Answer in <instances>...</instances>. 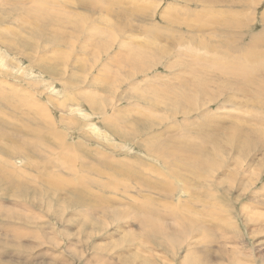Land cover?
<instances>
[{"label": "rangeland", "instance_id": "1", "mask_svg": "<svg viewBox=\"0 0 264 264\" xmlns=\"http://www.w3.org/2000/svg\"><path fill=\"white\" fill-rule=\"evenodd\" d=\"M17 1L22 11L0 0V176L14 185L0 179V264H239L226 256L241 247L264 264V100L207 104L193 90L204 75L185 67L195 37L220 63L204 78L210 95L221 77L256 69L264 0H48L46 17ZM229 48L252 62L222 57ZM18 141L30 143L27 159L8 154ZM200 148L212 168L195 165ZM160 149L167 166L148 154ZM188 166L202 175L185 188L169 174Z\"/></svg>", "mask_w": 264, "mask_h": 264}, {"label": "bare ground", "instance_id": "2", "mask_svg": "<svg viewBox=\"0 0 264 264\" xmlns=\"http://www.w3.org/2000/svg\"><path fill=\"white\" fill-rule=\"evenodd\" d=\"M31 1V0H30ZM26 2V1H25ZM3 3H5V2H3ZM26 4V3H25ZM25 4H23V3H20V1H17V0H14V2H13V4H11V3H8L7 5H9V7H12V8H15L16 9V7H18V9L20 10V11H22V6H24ZM27 4H29V3H27ZM33 4L34 5H36L38 8H34L35 9V11H36V13L35 14H39V13H41L42 12V14H41V16L43 15V16H48V15H46L45 13H47L48 11H43L44 9H45V6H47V7H49V4H48V0H34L33 1ZM51 7V6H50ZM49 7V8H50ZM54 8V7H53ZM2 10V9H1ZM9 10V9H8ZM11 12V11H10ZM18 13H19V11H17ZM7 13V12H6ZM11 13H15V10H14V12H11ZM56 13V12H55ZM4 14V13H3ZM10 14V13H9ZM5 15V14H4ZM40 16V17H41ZM262 19H264V12L262 13ZM0 17H2V16H0ZM5 17H3V19H4ZM12 19V18H11ZM38 19H40L39 18V16H37V19H34V26H36V25H38L39 24V22H38ZM42 20H43V25H46L47 26V28H51V26L54 24V20H48V21H46L45 20V18L43 17V18H41ZM1 20V19H0ZM14 20V19H13ZM17 20V19H16ZM58 20H60V19H58ZM7 21H8V19H7ZM28 21V20H27ZM30 22V21H29ZM28 22V23H29ZM60 21H58V23H59ZM66 22V21H65ZM86 22V21H85ZM31 23V22H30ZM82 23V22H81ZM59 24H61V23H59ZM77 24V23H76ZM79 24V23H78ZM30 26V25H29ZM40 26V25H39ZM55 26V25H54ZM62 26H64V25H62ZM69 26V25H68ZM71 26V25H70ZM77 26L78 25H75V27L74 28H77ZM84 26H85V23L83 24V26H81L80 28H77V33H78V35H80L81 33H82V31H83V28H84ZM41 27V26H40ZM72 27V26H71ZM34 28V27H33ZM62 28V27H61ZM109 28V27H108ZM31 29H32V26H31ZM73 29V28H72ZM206 29L207 28H196L195 30H194V32L193 33H198V34H200L201 36H204V35H206V34H204V31H206ZM36 30H38V28L36 27V29L34 30V31H36ZM74 30V29H73ZM108 30V29H107ZM109 30H111V29H109ZM123 30V29H122ZM29 31V30H28ZM31 31H33V30H30V32ZM37 33V32H36ZM38 33H39V31H38ZM37 33V34H38ZM72 33H74L73 31H72ZM76 33V34H77ZM31 34H33L32 32H31ZM99 34V33H98ZM40 35L44 38L45 36L42 34V33H40ZM105 35H107V34H105ZM112 35V34H111ZM111 35H109L108 34V36H111ZM16 36V35H15ZM33 36H34V34H33ZM37 36V35H36ZM99 37H100V34L98 35ZM102 36V35H101ZM259 36V35H258ZM17 37V36H16ZM29 37V36H28ZM257 37V36H256ZM24 38H26V37H24ZM30 38V37H29ZM46 38V37H45ZM54 38H56V44H59L60 42H61V38L60 37H54ZM103 38V37H102ZM22 38H20V40H21ZM32 40H33V42H34V38H31ZM104 39V38H103ZM108 39H110V38H108ZM192 39V41H191V43L193 44V49H192V44H191V47H190V49H188V50H190V56H189V58H191V61L189 62V63H185V67H186V69L187 68H189V69H192L193 71H191V72H194L195 74H200V75H204V76H201L202 78L200 79V76L198 77V75H197V77H198V79H196V86H195V88L193 89L194 90V92L196 93V96H209V99H208V102H207V104H212V103H215V102H217V107H219V108H221V107H225V106H232V107H237V106H239L240 105V103H237L236 101H235V99L238 97V96H242L243 98L244 97H247L250 101H251V103H254V101H256V103H257V100L258 101H260V100H264V61L262 60V59H259V58H263L264 59V56L263 55H260V54H257L256 53V69H254V70H252L251 72L250 71H246V69L245 70H241L240 72H239V77H240V80L241 81H238V80H235V79H233V78H230V77H228L227 75L226 76H223V77H221L220 78V82H221V84H219V83H217V85H218V87H217V94L216 95H210V92H209V90H208V88H209V85H208V82L204 79V78H206L207 76H209V70H210V67H213V68H215L216 69V63H219V60L218 59H216V58H213L212 59V56H210L211 54H210V52H209V50H210V45H209V43L207 44L205 41L206 40H204L203 39V42L202 41H200V40H198V39H196L195 37H193V38H191ZM1 40V39H0ZM8 40V39H7ZM6 40V41H7ZM30 40V39H29ZM36 40V39H35ZM111 40H112V38H111ZM1 41H3V40H1ZM13 41V40H12ZM16 40H14V42H15ZM17 41H18V39H17ZM23 41H24V39H23ZM37 41V40H36ZM103 41V40H102ZM109 41V40H108ZM22 42V41H21ZM17 43V42H16ZM19 43V42H18ZM30 44V43H29ZM28 44V45H29ZM35 44V43H34ZM112 44V43H111ZM1 45V44H0ZM11 45V44H10ZM10 45H8V46H10ZM19 45V44H18ZM32 45H33V43H32ZM3 46V45H2ZM5 46V45H4ZM13 46V45H12ZM11 46V47H12ZM20 46V45H19ZM107 46V45H106ZM106 46H105V48H102L103 47V45H102V47H101V50H104V52L105 53H108V51L111 49V48H113V46H111V45H109L108 46V48H106ZM250 46H251V43L250 44H248L247 46H246V48H245V51L246 52H248V50H249V48H250ZM18 47V46H17ZM100 47V46H99ZM22 48V47H21ZM23 49V48H22ZM114 49V48H113ZM116 49V48H115ZM254 49V48H253ZM13 50V49H12ZM21 50V49H20ZM33 50V49H32ZM97 50H99V49H97ZM253 51L254 50H251V53H253ZM20 52H23V51H20ZM32 52H34V51H32ZM8 53V52H7ZM16 53V52H15ZM18 53V52H17ZM114 53V52H113ZM220 53L222 54V57H223V55H224V57H231V56H233L235 59H237L238 61H240V59H242L243 60V58L245 59V61H249V62H252V60H249V59H247L246 60V58H249L248 56H243V55H232V54H230V48H229V52L227 53V52H225V51H220ZM27 54V53H26ZM30 54V53H29ZM18 55H20L19 53H18ZM32 55H35V54H32ZM201 55V56H200ZM199 56H200V58H199ZM254 60V59H253ZM1 63L3 64V62L1 61ZM39 63V62H38ZM29 64V63H28ZM32 64V63H31ZM220 64V63H219ZM6 66V65H5ZM31 67V66H30ZM193 67V68H192ZM222 69H224L222 66H221V68H220V70H222ZM29 70V69H28ZM31 70H32V68H31ZM30 70V71H31ZM33 72V71H32ZM223 73H226V72H223ZM24 74V73H23ZM261 74H263L262 76H257V75H261ZM229 75H231V76H233V73H230ZM251 77V78H250ZM254 77V79L251 81L250 79H252ZM257 77V78H256ZM200 79V80H199ZM33 84V83H32ZM28 97H30V96H28ZM217 97H223V99L221 100V101H217L216 100V98ZM5 98H7V97H5ZM4 99V98H3ZM12 99V98H11ZM181 99H182V102H185L186 100H185V98H184V96L182 95L181 96ZM256 99V100H255ZM5 100V99H4ZM7 100H8V98H7ZM7 100L5 101L6 103H8L7 102ZM14 100V99H13ZM31 100V99H30ZM0 101H1V99H0ZM10 102V101H9ZM17 103V102H16ZM4 105H6L5 103H3ZM15 106V104L14 103H11V106ZM25 105H26V102H25ZM27 105H29V104H27ZM29 107H30V109L31 110H33V111H36V108H34V105H32V104H30L29 105ZM12 110H14V111H18V113H20L21 112V110L18 108V107H13V109ZM40 110H41V108H40ZM190 110L192 111V112H196V109L195 108H190ZM71 111H73V110H71ZM37 112V111H36ZM39 112V111H38ZM41 113H42V111H40ZM78 112V111H77ZM76 112V113H77ZM9 113V112H8ZM25 113H27V112H25ZM44 113V112H43ZM42 113V114H43ZM10 114H12L13 115V113H10ZM9 114V115H10ZM22 114H23V112H22ZM38 114V113H37ZM204 113H196L195 115H198V116H200V115H203ZM5 115H6V113H5ZM15 115V114H14ZM18 115V114H17ZM41 115V114H40ZM47 115V114H46ZM46 115H45V117H46ZM7 116V115H6ZM20 118L22 117L21 116V114H19L18 115ZM78 118H79V120L77 119V121L79 122L80 120H85L86 119V117L84 116V115H78L77 116ZM44 118V117H43ZM48 122H50L49 120H48ZM83 121H81V123H82ZM84 123V122H83ZM85 124V123H84ZM95 124V127H96V124H97V122H95L94 123ZM89 125V124H88ZM90 125H92V124H90ZM3 125H2V123L0 122V128L2 127ZM97 129V128H96ZM256 130L257 131H259L258 130V128H256ZM256 131V135H257V133H260V131L259 132H257ZM97 133H98V131H97ZM92 134V133H91ZM95 134H96V132H95ZM1 135H4V134H2L1 133ZM103 135V134H102ZM255 135V133H254V130L253 131H249L248 132V134H247V137H250V139L252 138V137H254V136H256ZM103 137H105V136H103ZM4 139V138H3ZM2 139V140H3ZM124 139H125V137H124ZM102 140V139H101ZM100 140V141H101ZM15 141V140H14ZM264 141V140H263ZM103 142V141H102ZM258 144H256V146H257ZM259 145H261V146H263L261 149H263L264 150V143H261V144H259ZM259 145H258V148L260 149V147H259ZM222 148V146H220V145H218V146H216V150H220ZM243 149H244V147H242ZM9 149H11V151H9L8 152V154H15L16 152L17 153H20V154H22L23 156H24V158L25 159H27V157L31 154V150H32V147L30 146V143H28V144H26V142H21V141H18V142H16L14 145H13V147H9ZM197 152H199V153H201L202 155H203V157L205 158V160L202 158V157H197V158H194L193 159V161H194V163H195V165L198 167V168H204V167H206V168H212V165H211V163L210 162H214V159L212 158V156H211V158L209 159V157H207V155H208V152H207V149L206 148H200V149H195ZM244 150H247V149H244ZM2 152H5V151H3V150H1ZM248 151V150H247ZM149 153L148 154H153V156H157V157H159L158 159H160L161 161H162V165L163 166H167V165H169L170 163H171V161H169L168 159H165V153H166V151H163V150H157V152H154V151H148ZM264 152V151H263ZM207 154V155H206ZM21 158V157H20ZM168 158L169 159H171L172 161H176V158L174 157V156H168ZM101 162H102V165L104 166V167H106L107 169H109V170H111L112 171V174L113 173H115V172H118V168H113V167H110L107 163H106V161H105V159L103 158V159H101ZM15 163H22V161L20 160V161H17V162H15ZM12 171V170H11ZM170 173L171 174H169V176H170V178H173V180L174 181H179V183L180 184H182L183 186H185V188H187V185H188V183L190 182V181H192L193 180V175H202V172H201V169H199V171H194L190 166H188L186 169H185V171H184V173H182V172H179L178 170H176V169H172L171 171H170ZM9 176V175H8ZM0 179L1 180H4V181H7L8 182V184L11 186V187H14V185H13V179L11 178V177H6V176H0ZM87 178H83V177H78V179H77V181L75 182V183H73L70 187H68V181H66V180H64V181H66L67 182V187L68 188H72V189H80L82 186H83V183H84V181L86 180ZM208 178H205L204 179V183L206 182V180H207ZM259 179H260V176H258L257 178H256V183H257V181H259ZM21 180V179H20ZM49 180V182H51V183H53V181H52V179L50 178V179H48ZM140 181L141 182H143L142 184L144 185V182H145V180H142V179H140ZM0 183H1V181H0ZM78 183H80V188H78L76 185L78 184ZM18 184L19 185H22V183H19L18 182ZM71 184V183H70ZM40 191V190H39ZM79 196H82L81 194H79V193H77ZM108 209H110V208H108ZM175 211L176 210H173V209H171V211H170V214H169V216L168 217H173V215H176L175 214ZM104 215V214H103ZM106 218L108 217V216H105ZM182 217V216H181ZM183 218V220H184V222H183V224H186L187 222H188V225L187 226H185V228L184 229H186L188 232H191V228H193V226H194V222L192 221V220H187V219H185L184 217H182ZM181 219V218H180ZM177 220H179V218H177ZM151 232L152 233H155V234H157V232H158V229H152L151 230ZM231 252V253H230ZM228 254H227V256L226 257H229L230 255L231 256H234V255H238L237 256V259H238V261H239V264H255L256 263V261H255V257L253 258V255H252V253H250V254H247L246 253V248H244V247H241V248H239V250H237V248H233L231 251H230ZM260 257H262V259L261 260H263L264 261V256H262V255H259ZM247 258H249V259H251L252 261H251V263H249V260L247 259Z\"/></svg>", "mask_w": 264, "mask_h": 264}]
</instances>
